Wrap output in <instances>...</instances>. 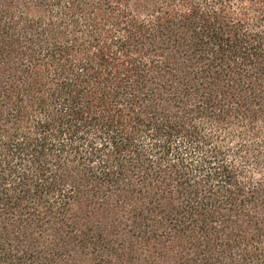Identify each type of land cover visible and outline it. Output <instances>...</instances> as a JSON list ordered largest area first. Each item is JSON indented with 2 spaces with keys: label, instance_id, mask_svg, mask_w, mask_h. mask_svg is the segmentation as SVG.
Instances as JSON below:
<instances>
[{
  "label": "trees",
  "instance_id": "obj_1",
  "mask_svg": "<svg viewBox=\"0 0 264 264\" xmlns=\"http://www.w3.org/2000/svg\"><path fill=\"white\" fill-rule=\"evenodd\" d=\"M0 264H264V0H0Z\"/></svg>",
  "mask_w": 264,
  "mask_h": 264
}]
</instances>
